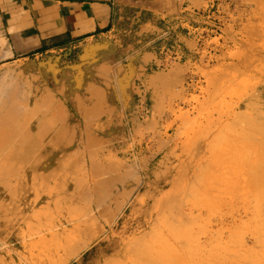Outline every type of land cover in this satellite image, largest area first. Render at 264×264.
I'll use <instances>...</instances> for the list:
<instances>
[{"label": "rangeland", "instance_id": "374dc122", "mask_svg": "<svg viewBox=\"0 0 264 264\" xmlns=\"http://www.w3.org/2000/svg\"><path fill=\"white\" fill-rule=\"evenodd\" d=\"M122 8V22L101 40L44 58L0 66V75L8 69L27 72L40 96L48 88L65 110L62 115L52 112L49 101L43 98L33 106H28L23 98L18 100L23 110L29 109L30 117L38 111L42 120L39 133L45 134L43 145H51L56 150L59 162L66 161L69 167L66 174L72 177L68 188L56 190L51 202L38 206L27 228H18L16 222L11 229L4 230L0 235V264H27L30 256L47 247L46 242L52 244V232L63 228L72 230L75 223L92 217L99 203L108 205L111 197L125 201L132 191L123 184L127 170L124 165L146 167L152 159L151 153L170 145L175 132L180 138L176 140L179 145L174 165H186L204 137L205 159L197 165L199 168L187 187L184 201L164 211L140 242L141 254L130 264H221V245L226 236L231 239L227 246L231 254L238 249L240 255L248 251L249 256L251 249L247 250L243 244H240V248L244 246L243 251L238 248L242 241H248L247 248L254 251L262 246L261 252L251 250V256L244 252L242 258L237 257L240 263L257 257L258 260L252 258L248 264H264V238H261L262 245L258 239L260 234L264 235V177L257 181V186L253 187L252 181L250 187L233 195V210L241 216L232 221L230 235L213 233L211 223H207L210 238L202 242L205 238L197 228L204 211L212 219L231 208L216 201L214 196L220 158L226 162L230 150L237 162V150H245L252 166L256 160L260 159L256 165L258 162L262 165L264 160V109L258 93L264 83V0H122ZM238 103L242 105L241 111L236 109ZM161 115L160 123L153 121L160 120ZM148 124L155 127H147L148 131L145 129ZM219 134H222L220 139ZM142 143L147 144L150 152L140 153ZM220 147L224 150L222 157ZM66 148L72 150L64 153ZM39 154V158L43 157ZM91 160L96 161L94 169L78 168V164ZM163 160L164 155L154 159L146 175L148 183L154 181L149 176L163 172L159 167ZM28 163L32 168L27 172L29 176L25 173L14 178L0 177V184H5L1 188L5 199L11 196L6 200V205L14 209L8 208L10 213L19 211L24 200L31 202L48 195L40 190L26 194L23 191L22 184L27 177L35 179L33 167ZM204 188L207 201L203 195L200 197ZM154 191L155 186L136 192L128 200L131 207L128 205L127 212L125 209L122 214L132 219L142 208V200ZM138 198L139 205L133 207ZM182 215L188 218L183 219ZM95 230L96 226L71 234L73 244L68 250H75L88 241ZM21 233V239L17 240ZM249 233L259 234L254 238L260 245L251 240L253 234ZM107 237L110 235H102L67 264L112 262L114 257L106 253L110 245ZM11 251L14 260L8 258Z\"/></svg>", "mask_w": 264, "mask_h": 264}, {"label": "bare ground", "instance_id": "6f19581e", "mask_svg": "<svg viewBox=\"0 0 264 264\" xmlns=\"http://www.w3.org/2000/svg\"><path fill=\"white\" fill-rule=\"evenodd\" d=\"M262 66L264 67V65ZM255 68L257 70H260L259 67L258 68L255 67ZM37 88L36 89L34 88V81L31 79L29 74L25 71H21L20 69L19 70L14 69L11 71H9L8 69L7 73H5L4 71V75H0V177L9 175L10 177L14 178L15 176H21L22 174H25V173L28 175L27 172L32 171L31 170L32 168L27 166V163L29 162L32 165L33 170L35 172L34 173L35 179L34 178L28 179L29 177H27V180L23 182L22 184L23 191L25 192V194L29 193L31 190H40V191L48 192V195L45 198L43 196L44 199L37 198L31 202L29 200L23 199L24 201L21 207L18 208L19 211H15V212L11 211L12 213H10L9 212L10 206L6 205L7 204L6 200L10 199L11 196H9L10 198L6 197L5 199L4 193L1 190V188L5 184H0V200H1L0 235L5 232L4 231L5 229H8V228L11 229L16 224V222H18V228L20 227L27 228L28 223L33 219V215L37 214L38 206L42 203L51 202L53 198L52 195L56 192V190L60 188H68L67 185L71 183L69 182V180H71L72 177H69V175L66 174L69 171V167L65 165L66 161L59 162L60 159L58 161L56 157L57 156L56 150L54 148H51L50 147L51 145L49 146L50 148L45 147V145H43L42 136L45 134L39 133L40 131L39 128H41L42 126V120L41 118H39L38 111L36 112L35 116L30 117V113L28 112L29 109L26 111L23 110V107H21L18 103V100L22 101V98H23L24 102H26L28 106H33L38 100H41V98H43L49 101L50 109L52 110V112L54 113L58 112V113H61V115L65 112L62 106L52 97L53 95L50 92H48L47 90L48 88L43 89V86H42L43 94L41 96ZM182 88L184 89V87ZM258 93L261 97L260 99L259 98L258 99L260 101L262 100L261 104H262V108L264 109V83L261 87V91H258ZM23 96H25V98ZM255 96L257 95H254V97ZM257 103L258 102H256V104ZM253 104L255 105V103ZM129 106L130 105L128 104L127 108H130ZM236 109L241 111L242 105L239 104L236 107ZM162 119H163V116L161 115L160 120L158 121L153 120V121L160 123ZM149 125L150 124H148V126L146 127L144 126L145 129L151 126H152L151 128L155 127V125L153 124L150 126ZM139 126H141L140 123H139ZM221 137H222V134H219V139ZM179 138H180L179 133L175 132V134L171 137L170 145H165L164 147H160L159 149H157L155 152H152L151 153L152 159L146 167L140 166L139 164H132V165L125 164L124 169L125 170L127 169V170H126V173L124 172L125 174H124L123 184L127 186V189L131 188L130 190L133 193L131 192L130 196L127 199H125V201H121L117 196H114L109 199L108 205H102L99 203L97 207L94 209V213L92 217L75 223L72 230H68V228H63L61 230L52 232L51 233L52 244H47L48 242L45 241L46 242L45 244L47 245V247L43 248V250L40 253L33 254L32 256H30V259H28L27 264H67L68 261L72 257H74L77 253L82 252L92 242L96 241L102 235H105V234L110 235L109 238L107 237L108 240H110V245L106 249V253L108 256L114 257L112 262H109V263L107 262V263L108 264L133 263L135 259L141 254L140 242H142L149 235L154 224L159 220L160 216H162L164 211L167 208L174 209L178 203L182 202L181 201L182 199L184 201V198H185L184 195H187V187L191 185L192 181L194 180L193 179L194 176H196L195 173L197 172L199 168L197 167V165H201L205 159L206 148L205 146H203L205 144L204 143L205 137H204L202 138L203 140L200 146L198 145L196 150H193L192 152L193 157L191 158L190 161L188 159V161L186 162V165H183V166L179 164L174 165L175 161L177 160L176 154H177L178 145H179L178 142H176V140ZM62 144H64V142ZM140 147H141L140 153L150 152V150L147 148L148 147L147 144L145 145V143H142ZM222 148L223 147L219 148V153L221 154V157L223 156L222 152H224ZM68 150H72V149L66 148L64 149V153H68ZM38 153H40L41 156L43 157L39 158L37 155ZM89 155L91 156V154ZM159 155H164V160L159 166L160 168L163 169V172L159 174L156 173L155 175L149 176V177H154V181L151 182L150 184L147 182L148 178L146 175H149L151 164L153 163L154 159ZM234 155L235 153L229 150L227 153V156L229 157V159L226 162H224L223 159L220 158V160L218 161L217 173H216L215 195H214L216 198V201H220V203H224L225 205L231 208L228 210V212H226L222 216H218L212 219H209L206 216L205 211H204L202 217L199 218L197 221V228L201 230L200 232L201 236L203 235V237L205 238V239H202V242L203 240L204 242L206 240L209 241L207 238H210L209 233H208V229L210 228H208L207 223H211L212 232L215 234H223V233L228 234V235L231 234V231H230L231 223L234 219H236V216L240 215V212H238V215H235L236 213L233 210V204H234V200H232L233 195L235 193L240 194L247 187H250L251 185L250 182L252 183V181L254 183L253 187L257 186L258 184L257 181H260L261 177H264V162H263L264 160H262V165H260V162H258L259 164L257 163L256 165V161H260L259 159V160L254 161L255 163L252 166V164L249 162L251 164L250 165L247 161L248 158L246 156L245 150H237V157H238L237 162H234L233 160ZM92 159L94 160L93 155H92ZM93 160L84 161L78 164V168L84 169L87 171H89L91 168L94 169L95 167L94 162L96 161H93ZM29 168H31L30 169L31 171H29ZM59 171H61V175H59ZM59 176H61V178H59ZM153 185L155 186L154 193H151L150 195L148 194L147 197L142 200L143 202V204H141L143 205L142 208L138 209V211L136 212V215L132 219H129L130 216L129 218H127L128 216H126V214H122L124 213L125 209L127 212L128 205H130L129 204L130 201L128 200H132L130 198L134 197V196L132 197V195H134L136 192H140L142 188L148 187L149 189H152L154 187ZM203 190H204L203 192L200 191V195H201L200 197H202L203 195L202 198H204L207 193L205 188ZM64 192H65V189H64ZM205 199L206 197L203 200ZM207 199L205 201H207ZM140 200H141L140 198L135 199V201L133 200L134 201L133 207H135L136 205H139ZM251 204L253 206V203ZM252 206L250 209L253 208ZM203 208L204 210L206 209L205 206H203ZM11 209H13V207ZM257 209L260 210V208H257ZM261 210L263 213V209ZM167 211L165 213H167ZM130 212L128 213L130 214ZM108 214L110 215V217ZM121 215L122 217H120ZM245 216L250 218L249 214H246ZM106 217H109V218L106 222H104V219ZM181 217H183V219H186L188 218V215L187 216L182 215ZM95 226H96V230L94 234L89 238L88 241L81 243L75 250H72V251L68 250V248L73 244L72 243L73 235L71 234H79ZM21 232L23 233L24 231H21ZM22 233L17 236L16 238L17 240L21 239ZM59 233H62V234L60 235ZM252 234H253V238L251 236H249V238L251 237V240L254 243H257L258 240L254 238L256 233L255 234L252 233ZM256 235L258 236L259 234H256ZM259 236H258V239L260 238L259 241L261 240V242L259 241L258 242L262 245L263 244L262 239L264 238V235H262V237L261 236L259 237ZM212 238H214V236ZM54 239H57V240L54 241ZM12 241H13V238H12ZM12 241L10 242L12 243ZM202 242H200V244ZM242 242L239 243L238 248H240V244H243L245 247L241 245L242 248L244 247L247 250L251 249L252 251L251 250L250 251L253 253L254 249L247 248L249 247L248 241L245 243H242ZM263 242H264V239H263ZM230 243H231L230 237L226 236V238H224L223 244L221 245L222 246L221 250H223L221 252V262H220L221 264L236 263L234 261L239 262L240 260L239 261L236 260L237 257H241L243 253L245 252L244 251L242 253L240 251L242 255L239 254V251H237L238 249L236 250V253L233 252L231 254L227 252L228 250L227 246ZM232 243H235V241ZM259 243H257V245ZM206 244H204V246H207ZM254 245L252 244L251 246L253 248H257V245L256 247H254ZM13 248H15V246H13ZM242 248L240 249L242 250ZM261 248L262 246L260 247V249ZM260 249L258 248L255 251L258 252L259 250V252H261ZM204 250L205 249L201 250V252L202 251L204 252ZM250 251H249V256H251ZM237 252L239 256L237 255ZM247 253H246V256H248ZM252 256H254V254ZM8 258L14 260L13 251L9 253ZM250 258H251L250 261L249 260L248 261L251 263L252 262L251 260L253 257H250ZM254 258L258 260L257 257H254ZM246 261H245V264H248L249 262L246 263ZM239 264H243V263L239 262Z\"/></svg>", "mask_w": 264, "mask_h": 264}, {"label": "crops", "instance_id": "0c3cea01", "mask_svg": "<svg viewBox=\"0 0 264 264\" xmlns=\"http://www.w3.org/2000/svg\"><path fill=\"white\" fill-rule=\"evenodd\" d=\"M122 15V0H0V66L101 40Z\"/></svg>", "mask_w": 264, "mask_h": 264}]
</instances>
